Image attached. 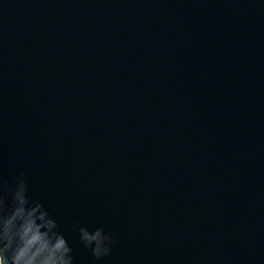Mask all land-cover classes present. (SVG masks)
Returning <instances> with one entry per match:
<instances>
[{
  "label": "water",
  "instance_id": "1",
  "mask_svg": "<svg viewBox=\"0 0 264 264\" xmlns=\"http://www.w3.org/2000/svg\"><path fill=\"white\" fill-rule=\"evenodd\" d=\"M20 171L78 264H264V0H0Z\"/></svg>",
  "mask_w": 264,
  "mask_h": 264
},
{
  "label": "clouds",
  "instance_id": "2",
  "mask_svg": "<svg viewBox=\"0 0 264 264\" xmlns=\"http://www.w3.org/2000/svg\"><path fill=\"white\" fill-rule=\"evenodd\" d=\"M30 193L24 171L11 182L0 177V264H78L59 221ZM74 228L94 262L111 256L116 244L111 231L103 226L90 230L80 221Z\"/></svg>",
  "mask_w": 264,
  "mask_h": 264
}]
</instances>
